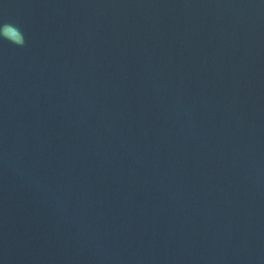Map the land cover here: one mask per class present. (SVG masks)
I'll use <instances>...</instances> for the list:
<instances>
[{"label": "water", "instance_id": "water-1", "mask_svg": "<svg viewBox=\"0 0 264 264\" xmlns=\"http://www.w3.org/2000/svg\"><path fill=\"white\" fill-rule=\"evenodd\" d=\"M0 264H264V0H0Z\"/></svg>", "mask_w": 264, "mask_h": 264}, {"label": "clouds", "instance_id": "clouds-1", "mask_svg": "<svg viewBox=\"0 0 264 264\" xmlns=\"http://www.w3.org/2000/svg\"><path fill=\"white\" fill-rule=\"evenodd\" d=\"M14 42L17 43L18 45H22L24 43V40L22 39L21 35H18Z\"/></svg>", "mask_w": 264, "mask_h": 264}]
</instances>
